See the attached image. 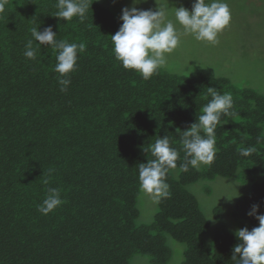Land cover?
<instances>
[{"label": "trees", "instance_id": "trees-1", "mask_svg": "<svg viewBox=\"0 0 264 264\" xmlns=\"http://www.w3.org/2000/svg\"><path fill=\"white\" fill-rule=\"evenodd\" d=\"M56 2L7 0L0 12V264H132L136 255L169 264V237L185 244L180 264H235V232L224 226L205 240L211 220L191 186L204 182L210 194L218 178L248 186L233 213L249 230L259 226L248 212L259 204L264 214V143L257 144L264 93L225 75L163 66L144 80L115 59L111 35L123 22L114 8L89 0L81 23L53 16ZM48 26L56 39L86 46L66 93L51 46L33 40L36 59L24 56L31 30ZM209 86L234 100V114L221 116L215 130L214 162L184 172L181 151L167 174L171 197L157 203L151 222L139 224L138 166L151 158L143 149L164 135L179 149L180 131L211 99ZM249 146L257 151L241 156L238 149ZM49 187L61 189L64 203L42 215L37 206ZM223 214L221 205L213 207L215 220Z\"/></svg>", "mask_w": 264, "mask_h": 264}, {"label": "clouds", "instance_id": "clouds-1", "mask_svg": "<svg viewBox=\"0 0 264 264\" xmlns=\"http://www.w3.org/2000/svg\"><path fill=\"white\" fill-rule=\"evenodd\" d=\"M7 0H0V12H3ZM146 0H132L130 7L122 9L120 20L123 22L119 30L111 35L115 59L125 69H133L140 73L144 80L150 79L157 69L167 63V55L179 45L181 37L191 35L197 41L218 43V34L230 23L231 11L226 0H193L191 9L179 6L175 8V21L182 26L179 31L174 22L167 18L168 7L156 0V7L142 9L137 5ZM89 0H57L58 9L53 15L61 20L71 21L78 17L83 23L87 19ZM33 39H29L24 48V56L30 60L36 59L39 45L51 46L56 51L54 71L58 73L57 83L61 92H67L71 85L70 73L76 70L78 53H83L86 46L83 42H69L56 39L57 33L52 26L43 31L37 28L31 30ZM211 97L202 108L196 122L180 131V148L172 145L168 135L159 136L154 144L143 151L151 154L147 162L138 166L140 190L147 194L153 203L171 197L170 186L166 182L169 170L177 168L180 152L183 160L180 169L189 171V167L199 169L203 165H211L216 156L215 130L221 116H232L234 100L230 93L221 94L214 87L207 88ZM179 129V128H178ZM264 143V136L257 137V144ZM241 156L247 157L257 151L255 146L238 149ZM54 170H49V173ZM45 184L48 180L44 181ZM225 196V195H224ZM223 197V196H222ZM64 203L61 189L49 187L37 210L42 215H48ZM260 205H252L249 216L259 221V226L249 230L247 227L235 230L238 243L233 247L232 260L235 264H264V214L259 211Z\"/></svg>", "mask_w": 264, "mask_h": 264}, {"label": "rangeland", "instance_id": "rangeland-1", "mask_svg": "<svg viewBox=\"0 0 264 264\" xmlns=\"http://www.w3.org/2000/svg\"><path fill=\"white\" fill-rule=\"evenodd\" d=\"M103 4L114 8L119 17L122 9L132 5V0H100ZM231 11L230 23L218 34V43L197 41L191 35L182 36L178 47L167 55V63L163 66L174 72L225 75L242 85L253 86L264 93V0H226ZM168 7L167 18L172 20L179 31L182 26L175 21V8L184 6L191 9L193 0H161ZM142 9L156 7V0H146L137 5ZM213 192L205 189V183L199 182L191 186L200 201L206 217L211 220V227L204 238L209 243L217 229L227 226L235 232L246 227L234 216L235 200L250 191L246 185L234 180L218 178L211 183ZM225 195V196H224ZM223 196V197H222ZM140 216L138 223H149L158 210L147 194L141 193L139 198ZM221 205L223 217L214 219L213 207ZM173 249V257L169 264H180L184 258L185 244L169 237ZM132 264H150L145 255H136Z\"/></svg>", "mask_w": 264, "mask_h": 264}]
</instances>
